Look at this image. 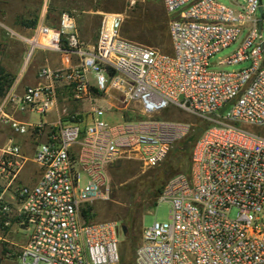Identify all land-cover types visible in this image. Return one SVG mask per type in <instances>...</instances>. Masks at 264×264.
<instances>
[{
	"label": "built area",
	"instance_id": "built-area-1",
	"mask_svg": "<svg viewBox=\"0 0 264 264\" xmlns=\"http://www.w3.org/2000/svg\"><path fill=\"white\" fill-rule=\"evenodd\" d=\"M245 1L240 11L216 0H163L172 54L121 37L115 13L103 14L92 47L69 12L57 27L38 24L32 38L7 29L29 45L25 66L37 49L61 53L70 66H43L41 83L0 102V126L36 144L31 159L12 141L0 146V247L20 230L27 233L21 264H120L119 221L95 222L83 209L110 200L112 163L135 155L153 168L195 131L157 118L175 106L212 125L194 146L191 174L165 184L157 203H170V219L143 229L135 264H264V2ZM240 39L219 65L251 66L212 69L211 59ZM92 91L120 92L146 119L110 126L93 108L83 128V116L70 109L92 100ZM59 105L67 120L56 125L24 123L11 112L45 115ZM30 160L39 169L34 184L21 178Z\"/></svg>",
	"mask_w": 264,
	"mask_h": 264
},
{
	"label": "rangeland",
	"instance_id": "rangeland-1",
	"mask_svg": "<svg viewBox=\"0 0 264 264\" xmlns=\"http://www.w3.org/2000/svg\"><path fill=\"white\" fill-rule=\"evenodd\" d=\"M155 1L161 2V0H42L44 14L43 23L51 27H57L61 14L63 12H69L76 17L77 28L81 31L80 37L84 46L92 47L97 41L103 14L115 13L121 17V37L138 44L155 47L167 54H172L173 42L170 36L169 22L166 23L161 21L165 10L164 4L161 6L156 4ZM216 1L234 9H240L246 4L245 0H237L240 6H237L233 0ZM147 22H153L151 25H155V27H151ZM17 31L20 32L18 29ZM262 31L264 38V26ZM4 38L7 41L10 40L6 35H4ZM241 41L242 39L229 48L223 49L221 52L217 53L211 59L212 69L239 71L249 68L251 66L249 62L226 66L219 65L220 61L230 58L238 51ZM50 55L51 53L46 50L37 49L24 75L27 76L29 71L34 72L36 70L35 68L38 64L39 56L43 58V63L44 61L46 63L47 57ZM90 79L91 84L94 85V77L90 76ZM91 93L93 94L92 100L75 102L70 109L71 113H77L83 116L84 121L81 123L83 128L93 123V108H98L102 111L101 114H97L98 119L104 120L110 126H115L124 121L146 119V117L140 113L138 106L134 103L127 102L124 95L118 91H110L108 94L99 95L94 91ZM83 103H87L89 106H87L85 110H83L84 108H80V105ZM227 109L223 111V114L228 111ZM157 118L190 123L195 126L200 125L199 118L175 106ZM30 120L36 123L39 118L33 115ZM17 140L19 141L20 138H17ZM2 145L3 144L0 143V146ZM25 146L28 149V145ZM158 167L159 165L153 168H145L135 155L126 156L125 158L117 160L112 163L108 169L112 188L110 200L87 206L91 209L90 215L93 216L90 219L92 221L117 220L121 226L125 225L127 216L130 211L134 210L135 217L130 235L131 241L129 245H127L126 241H124L123 234H121V253H126L131 245L135 247V250L131 253L132 256H134L141 243L143 229L149 228L156 221L168 222L170 219L171 207L168 202L160 203L155 208L153 203L149 201L138 204L141 202L140 194L142 192V183L149 176H153ZM36 168V166L29 163L24 172L26 175H29L35 172ZM38 172H36V178L33 182L37 181L39 177ZM236 214L237 213L234 211L231 217H235ZM8 240L13 242V246L8 244L0 247L1 264H21L18 256L22 246H24L27 241V233L19 230L18 234H10ZM5 249L8 250V252H3Z\"/></svg>",
	"mask_w": 264,
	"mask_h": 264
},
{
	"label": "crops",
	"instance_id": "crops-1",
	"mask_svg": "<svg viewBox=\"0 0 264 264\" xmlns=\"http://www.w3.org/2000/svg\"><path fill=\"white\" fill-rule=\"evenodd\" d=\"M43 16L42 0H0V70L14 79L13 84L5 94L0 95V102L8 95L21 98L27 87L37 86L41 83L38 80L37 74L43 66L49 65L54 69H62L70 66V64L65 62L61 53L48 49H39L46 50L50 52L51 55L47 57L46 63L45 61L43 63V58L39 56L38 64L35 68L36 70L34 72L29 71L27 76L24 75L34 54L29 64L25 66L29 45L24 41L9 37L7 35V29H11L25 38H32L36 26L43 22ZM17 29L20 30V32L17 31ZM78 33L80 36L81 31H79V29ZM4 35L8 36L10 40H5ZM78 64L79 58L71 54V65L77 66ZM87 106V103H83L80 105V108H84L83 110H85ZM11 112L16 119L24 123L36 124L44 122L48 125H56L60 120H67V118L61 114L60 105L45 115L35 111L23 113L14 111L13 109H11ZM33 115L39 118L38 122H31L30 118ZM17 138H20V140L18 141ZM11 141L22 146L25 154L31 159L35 152L36 144L26 137L16 134L10 127L0 126V143L7 145ZM25 145H28V149ZM29 163L37 168L35 172L26 175L24 171ZM36 172H38V166L30 160L22 172V181L27 184H34L35 182H33V180L36 178Z\"/></svg>",
	"mask_w": 264,
	"mask_h": 264
},
{
	"label": "trees",
	"instance_id": "trees-1",
	"mask_svg": "<svg viewBox=\"0 0 264 264\" xmlns=\"http://www.w3.org/2000/svg\"><path fill=\"white\" fill-rule=\"evenodd\" d=\"M155 3L163 6V0H161V2L155 1ZM161 21L166 23L169 22V16L166 10L163 12ZM147 23H149V25L153 24V22ZM151 27H155V25H151ZM13 82L14 79L10 78L9 75L4 74L0 70V95H4ZM211 125L212 124L209 121L200 119V125L196 126L195 131L179 142L173 150H171L166 159L159 165L155 174L146 178L142 183V192L140 194L141 202L138 204H142L144 201H149L153 203L154 208L158 206L157 200L167 181L179 173L189 172L194 146ZM82 213L86 218H91L93 216L90 215V208L83 209ZM134 217V210H132L127 216L125 222V225L128 228V234L125 236L124 241H126L127 245H129L131 241L130 235L134 223ZM133 250H135V247L130 245L126 253H121L120 264H135V255L132 256L131 254ZM3 252H8V250L5 249Z\"/></svg>",
	"mask_w": 264,
	"mask_h": 264
},
{
	"label": "water",
	"instance_id": "water-1",
	"mask_svg": "<svg viewBox=\"0 0 264 264\" xmlns=\"http://www.w3.org/2000/svg\"><path fill=\"white\" fill-rule=\"evenodd\" d=\"M260 11L262 12V8L260 9ZM121 230H122L123 236H127V234H128V228H127V226L122 225L121 226ZM1 262H2V260L0 259V264H1Z\"/></svg>",
	"mask_w": 264,
	"mask_h": 264
},
{
	"label": "flooded vegetation",
	"instance_id": "flooded-vegetation-1",
	"mask_svg": "<svg viewBox=\"0 0 264 264\" xmlns=\"http://www.w3.org/2000/svg\"><path fill=\"white\" fill-rule=\"evenodd\" d=\"M124 238H125V236H124Z\"/></svg>",
	"mask_w": 264,
	"mask_h": 264
}]
</instances>
